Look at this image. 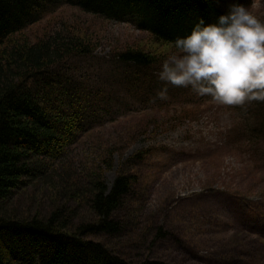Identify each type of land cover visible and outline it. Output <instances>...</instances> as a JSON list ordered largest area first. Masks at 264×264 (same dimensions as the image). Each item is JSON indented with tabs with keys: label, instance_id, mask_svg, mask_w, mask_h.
Masks as SVG:
<instances>
[{
	"label": "trees",
	"instance_id": "obj_1",
	"mask_svg": "<svg viewBox=\"0 0 264 264\" xmlns=\"http://www.w3.org/2000/svg\"><path fill=\"white\" fill-rule=\"evenodd\" d=\"M233 4L249 0H0V264H167L132 263L95 237H114L124 223L118 212H138L134 195L140 184L137 163L143 151L123 166L112 188L101 167L90 165L82 177L64 170L71 145L114 121L128 105L155 110L167 98L191 87L168 85L167 97L157 73L176 49L177 38L195 26L218 23ZM69 6L102 19L131 23L158 45L138 46L101 59L92 36L64 31L37 41L20 38L25 29ZM152 49V50H151ZM93 61L106 68L93 69ZM254 116L264 142V101L232 105ZM251 109V112L249 111ZM189 111L185 117L193 115ZM144 127V126H143ZM101 163L113 165L111 148ZM41 175L51 207L35 215L17 211L13 198Z\"/></svg>",
	"mask_w": 264,
	"mask_h": 264
},
{
	"label": "rangeland",
	"instance_id": "obj_2",
	"mask_svg": "<svg viewBox=\"0 0 264 264\" xmlns=\"http://www.w3.org/2000/svg\"><path fill=\"white\" fill-rule=\"evenodd\" d=\"M249 2L245 7L264 21V0ZM76 30L93 37L95 55L101 59L158 45L131 23L108 21L69 6L20 38L35 42ZM168 49L169 55L177 52ZM90 65L96 70L108 66L103 61ZM189 111L193 115L185 117ZM256 116L219 104L210 95L182 91L155 110L128 105L114 121L84 135L68 149L63 171L85 177L90 165L101 167L109 189L130 159L151 151L137 163L138 212H118L122 233L94 240L132 263L264 264V142L253 131ZM108 148L113 153L110 169L100 159ZM13 200L22 214L44 213L52 206L41 175Z\"/></svg>",
	"mask_w": 264,
	"mask_h": 264
},
{
	"label": "clouds",
	"instance_id": "obj_3",
	"mask_svg": "<svg viewBox=\"0 0 264 264\" xmlns=\"http://www.w3.org/2000/svg\"><path fill=\"white\" fill-rule=\"evenodd\" d=\"M176 53L169 55L157 73L167 97L168 85L191 87L200 96L210 95L222 105L264 101V21L241 4H233L218 23L177 38Z\"/></svg>",
	"mask_w": 264,
	"mask_h": 264
},
{
	"label": "bare ground",
	"instance_id": "obj_4",
	"mask_svg": "<svg viewBox=\"0 0 264 264\" xmlns=\"http://www.w3.org/2000/svg\"><path fill=\"white\" fill-rule=\"evenodd\" d=\"M45 18H47V16H46ZM45 18H44V19H45ZM44 19H43V20H44ZM32 26H34V25H32ZM32 26H30V27H32ZM30 27H28L27 29H29ZM27 29H25V31H26ZM18 191H19V190H18ZM18 191H17V192H18Z\"/></svg>",
	"mask_w": 264,
	"mask_h": 264
}]
</instances>
